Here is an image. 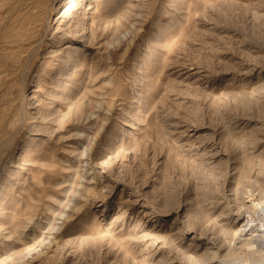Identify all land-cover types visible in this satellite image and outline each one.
<instances>
[{
  "label": "rangeland",
  "instance_id": "rangeland-1",
  "mask_svg": "<svg viewBox=\"0 0 264 264\" xmlns=\"http://www.w3.org/2000/svg\"><path fill=\"white\" fill-rule=\"evenodd\" d=\"M55 6L0 0V264H264V0Z\"/></svg>",
  "mask_w": 264,
  "mask_h": 264
},
{
  "label": "bare ground",
  "instance_id": "bare-ground-1",
  "mask_svg": "<svg viewBox=\"0 0 264 264\" xmlns=\"http://www.w3.org/2000/svg\"><path fill=\"white\" fill-rule=\"evenodd\" d=\"M67 1H70V0H56V6H55V9L59 10L63 7V5L67 2ZM85 151V150H84ZM86 155V154H85ZM257 185V184H256ZM258 186V185H257ZM258 188H261V187H258ZM258 190V189H257ZM256 190V191H257ZM262 190H261V194H262ZM261 194H252L249 199H248V202H250L251 204L254 203V205H261V209L263 210L264 208V200H260L261 198H264L263 196H260ZM260 200V201H259ZM260 207V206H259ZM259 207H257L259 209ZM262 210H259V211H262ZM263 212V211H262ZM240 239V238H239ZM252 246V245H251Z\"/></svg>",
  "mask_w": 264,
  "mask_h": 264
}]
</instances>
